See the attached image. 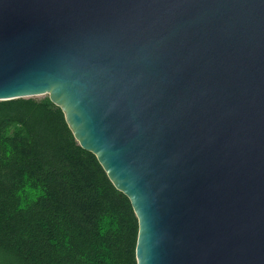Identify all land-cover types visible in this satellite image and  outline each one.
Returning <instances> with one entry per match:
<instances>
[{
	"label": "water",
	"instance_id": "1",
	"mask_svg": "<svg viewBox=\"0 0 264 264\" xmlns=\"http://www.w3.org/2000/svg\"><path fill=\"white\" fill-rule=\"evenodd\" d=\"M43 94L136 264H264V0H0V101Z\"/></svg>",
	"mask_w": 264,
	"mask_h": 264
},
{
	"label": "trees",
	"instance_id": "2",
	"mask_svg": "<svg viewBox=\"0 0 264 264\" xmlns=\"http://www.w3.org/2000/svg\"><path fill=\"white\" fill-rule=\"evenodd\" d=\"M129 199L60 107L0 101V264H136Z\"/></svg>",
	"mask_w": 264,
	"mask_h": 264
},
{
	"label": "rangeland",
	"instance_id": "3",
	"mask_svg": "<svg viewBox=\"0 0 264 264\" xmlns=\"http://www.w3.org/2000/svg\"><path fill=\"white\" fill-rule=\"evenodd\" d=\"M47 95L46 94H43V95H38V96H34L35 98H44L46 97Z\"/></svg>",
	"mask_w": 264,
	"mask_h": 264
}]
</instances>
